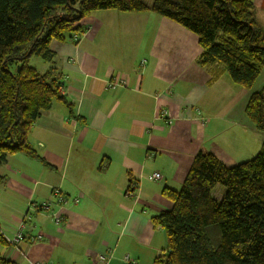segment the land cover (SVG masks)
I'll list each match as a JSON object with an SVG mask.
<instances>
[{
    "label": "crops",
    "instance_id": "1",
    "mask_svg": "<svg viewBox=\"0 0 264 264\" xmlns=\"http://www.w3.org/2000/svg\"><path fill=\"white\" fill-rule=\"evenodd\" d=\"M251 1L264 32V0ZM81 23L78 40H52V58L30 64L60 80L65 102L53 100L27 134L39 158L10 154L0 165V232L9 240L24 225L0 252L15 264H102L103 252L109 264H153L167 240L151 216L172 208L162 191L180 189L199 148L227 166L259 151L264 134L245 107L264 68L250 90L234 84L221 64L199 63L193 32L151 11L96 10ZM115 76L125 84L108 87ZM56 188L69 200L53 208L59 225L31 206Z\"/></svg>",
    "mask_w": 264,
    "mask_h": 264
},
{
    "label": "trees",
    "instance_id": "2",
    "mask_svg": "<svg viewBox=\"0 0 264 264\" xmlns=\"http://www.w3.org/2000/svg\"><path fill=\"white\" fill-rule=\"evenodd\" d=\"M253 8L251 0H0V165L10 154L39 158L27 134L53 100L65 102L60 80L29 59L49 61L52 40H78L93 11H151L178 23L198 37L200 64H221L250 90L264 68V32ZM245 114L264 134V86L251 93ZM216 185L226 189L220 200ZM162 194L172 208L151 216L167 240L153 264H264V137L254 157L233 166L201 146L180 189ZM9 243L0 232V246ZM0 264L15 263L0 252Z\"/></svg>",
    "mask_w": 264,
    "mask_h": 264
},
{
    "label": "built area",
    "instance_id": "3",
    "mask_svg": "<svg viewBox=\"0 0 264 264\" xmlns=\"http://www.w3.org/2000/svg\"><path fill=\"white\" fill-rule=\"evenodd\" d=\"M74 39H76L77 37L74 36ZM144 60L141 62V64H144ZM125 84V79L122 76H115L112 77V79L108 82V87L110 88H114L116 86H120V85H124ZM159 116L163 117L166 119V123L167 124H171L172 123V119L170 118L169 112L165 109H162L159 111ZM152 179L153 180H158L160 179V174L159 173H154L152 175ZM132 187H130L127 191H126V196H130L132 194ZM52 196L53 198L51 200H46L40 203H32L31 206L34 209H38L41 211H45V212H52L51 213V217L52 220L54 222V224L59 225L62 223V221H64V216L60 215L57 211H54L53 208L55 206H64L69 200L66 197L65 194H63L58 188L54 189L52 191ZM79 200L78 198H74L72 200V203H77ZM23 227L24 225L22 223H20L17 227V230L15 231L14 235L9 239V242L12 244H17L23 237ZM37 239H42V235H37L36 236ZM112 258V253L111 252H103L101 254H99L98 256V262H101L102 264H109L110 260ZM32 264H50L47 263L45 261H36L33 262Z\"/></svg>",
    "mask_w": 264,
    "mask_h": 264
},
{
    "label": "rangeland",
    "instance_id": "4",
    "mask_svg": "<svg viewBox=\"0 0 264 264\" xmlns=\"http://www.w3.org/2000/svg\"><path fill=\"white\" fill-rule=\"evenodd\" d=\"M145 2H150L151 0H144ZM38 58V57H37ZM35 60H36V58L34 57V56H32L31 58H30V64H32V65H36L37 63H35ZM256 136H259L260 138H261V136H262V134L261 133H257L254 137L255 138H257ZM262 139V138H261ZM261 139H260V141H261ZM262 144V143H261ZM260 144V145H261ZM258 153V152H257ZM256 153V154H257ZM256 154H245V159L246 160H249V159H251L252 157H254ZM253 155V156H252ZM245 160V161H246ZM240 163V162H239ZM221 190H222V192H221ZM225 191H226V189H225V187H223L222 185H216V187L212 190V194H213V196L216 198V199H219V198H221L222 197V195L225 193ZM223 193V194H222Z\"/></svg>",
    "mask_w": 264,
    "mask_h": 264
}]
</instances>
